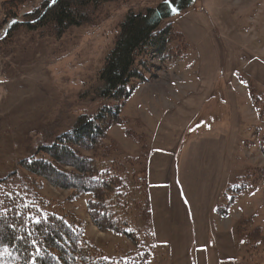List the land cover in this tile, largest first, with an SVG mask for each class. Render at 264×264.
<instances>
[{"label": "rangeland", "instance_id": "1", "mask_svg": "<svg viewBox=\"0 0 264 264\" xmlns=\"http://www.w3.org/2000/svg\"><path fill=\"white\" fill-rule=\"evenodd\" d=\"M3 1L0 15L7 18ZM163 1L113 0L98 7L90 23L71 27L60 37L45 29L21 27L0 42V180H9L10 189L46 200L50 210L72 212L85 220L88 238L109 257L126 251L130 242L92 223L86 206L89 196L70 202V190L29 175L20 162L43 157L37 152L40 146L52 144L79 116L93 115L113 103L100 98L98 90L103 86L100 71L114 49L119 23L129 11L143 12ZM41 3L31 0L21 5L18 20ZM169 23L184 33L191 47L176 62L147 57L144 73L149 80L137 86L123 107L128 123L110 130L117 148L113 157L138 175V182L143 180L145 154L140 144L125 135V128L143 135L149 145L157 120L164 118L163 109L178 106L184 89L194 91L201 86L203 64L209 58L207 63L213 69L207 74L211 80L208 96L185 138L221 125L228 135L231 125H236L239 139L229 160L230 186L237 191L244 184L255 183L253 172L264 166L259 145L264 139V79L251 76L249 70L254 63L264 65V0H196L188 9L164 19L160 28ZM249 83L254 86L253 97ZM178 124L181 129L188 121ZM257 185L256 191L239 195L230 210L234 234L239 222L249 219L240 234H235L239 264H264V239L248 238L256 227L264 235V184L257 181ZM234 190L225 191L219 204L226 205ZM156 250L150 264H166V254Z\"/></svg>", "mask_w": 264, "mask_h": 264}, {"label": "trees", "instance_id": "2", "mask_svg": "<svg viewBox=\"0 0 264 264\" xmlns=\"http://www.w3.org/2000/svg\"><path fill=\"white\" fill-rule=\"evenodd\" d=\"M31 0H4L7 18H17L21 5ZM113 0H42L39 7L13 22L6 40L21 27L29 31L45 29L49 35L60 37L71 27L88 24L103 3ZM196 0H164L143 12L129 11L119 23L114 49L107 55L100 71L103 86L100 98L113 101L95 114L79 116L72 128L50 145L37 152L43 157H31L20 162L29 175L39 177L50 185L70 190L67 200L76 202L84 196L92 223L101 231L124 237L130 247L113 257L107 256L87 235V222L72 212L50 210L46 200L37 195L10 189L9 180H0V264H150L156 244L152 231V211L146 161L150 147L143 135L129 127L125 135L141 145L145 165L138 175L131 173L123 162L117 161L110 130L114 125H126L123 107L140 83L149 79L144 73L147 57L168 58L176 62L186 57L190 43L182 31L161 22L175 12L191 7ZM251 96L254 86L248 84ZM264 156V139L260 141ZM255 183L234 190L226 205L216 207L223 217L239 195L258 189L264 184V166L255 169ZM36 182V181H35ZM249 220V219H248ZM248 220L239 222L235 234H240ZM252 241L264 239L256 227L248 235Z\"/></svg>", "mask_w": 264, "mask_h": 264}, {"label": "crops", "instance_id": "3", "mask_svg": "<svg viewBox=\"0 0 264 264\" xmlns=\"http://www.w3.org/2000/svg\"><path fill=\"white\" fill-rule=\"evenodd\" d=\"M206 63L201 86L194 91L184 89L178 106L171 101L175 105L163 109L164 118L157 120L149 141L146 176L152 231L157 250L167 256L166 264H239L231 211L226 217L216 212L231 185L229 160L239 139L238 128L231 125L226 135L222 125L210 126L185 138L208 96L207 74L213 65ZM249 71L264 79L263 64L254 63ZM185 120L188 124L180 129L178 122Z\"/></svg>", "mask_w": 264, "mask_h": 264}, {"label": "built area", "instance_id": "4", "mask_svg": "<svg viewBox=\"0 0 264 264\" xmlns=\"http://www.w3.org/2000/svg\"><path fill=\"white\" fill-rule=\"evenodd\" d=\"M0 26L2 25V27L0 28V39L5 36L6 34V29L7 27L14 21L13 18H6V17H1L0 15Z\"/></svg>", "mask_w": 264, "mask_h": 264}]
</instances>
